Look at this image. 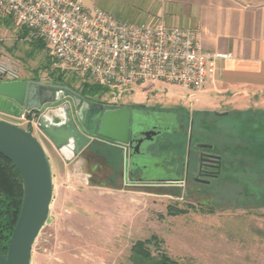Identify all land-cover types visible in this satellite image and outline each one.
<instances>
[{
	"label": "rangeland",
	"instance_id": "obj_1",
	"mask_svg": "<svg viewBox=\"0 0 264 264\" xmlns=\"http://www.w3.org/2000/svg\"><path fill=\"white\" fill-rule=\"evenodd\" d=\"M109 1L113 0L86 3L106 9ZM32 60L31 76L36 77L38 72L45 83H63L88 97L109 101L108 106L154 105L185 111L189 118L192 112L201 113L199 121L205 116L217 126V133L222 137L228 134L240 147L247 148V143L231 127L230 114L243 111L257 116L264 112V103L243 110L224 103L209 107L198 98L200 91L165 83L126 91L115 100L107 86L95 94L85 92V83H94L57 62L47 44L34 53ZM24 70L25 65L21 77ZM224 112L229 113L221 114ZM8 119L20 122L16 117ZM152 124L148 121L144 129ZM164 132L174 143L159 147L160 156L149 163L180 153L175 143L183 133L172 128ZM35 133L51 161L54 193L49 219L33 245L31 264H133V244L146 239H152L149 247L153 254L165 253L181 264H264V172L251 170L254 156L244 158L249 170L227 173L212 186L204 187V192L186 193L193 189L192 184H182V190L176 191L169 183L130 185L124 179L119 187H110L104 185L110 180L103 163L97 170L86 152L68 159L42 132ZM222 137L217 143L220 148L226 144ZM125 162L115 166L130 172L132 168ZM160 168H143L138 173L146 181L159 180L167 176ZM173 204L188 212L169 214L167 207Z\"/></svg>",
	"mask_w": 264,
	"mask_h": 264
},
{
	"label": "built area",
	"instance_id": "obj_2",
	"mask_svg": "<svg viewBox=\"0 0 264 264\" xmlns=\"http://www.w3.org/2000/svg\"><path fill=\"white\" fill-rule=\"evenodd\" d=\"M86 1L0 0V6L17 25L43 39L57 62L94 84L110 87L115 100L126 91L157 83L202 91L216 73V61L230 56L205 50L194 28L129 23ZM0 76L20 79L18 66L1 55ZM12 117L21 127L40 131L37 113Z\"/></svg>",
	"mask_w": 264,
	"mask_h": 264
},
{
	"label": "water",
	"instance_id": "obj_3",
	"mask_svg": "<svg viewBox=\"0 0 264 264\" xmlns=\"http://www.w3.org/2000/svg\"><path fill=\"white\" fill-rule=\"evenodd\" d=\"M0 112L11 116L26 113L29 117L37 113L40 131L64 155L63 149L72 146V154L65 155L68 159L86 152L94 140H99L121 147L129 160L131 149L136 148L135 153L139 154L144 140L132 138L141 124L135 122L133 128L137 113L131 106L105 107L101 102L83 100L81 94L67 86L36 79L0 82ZM156 134V130L143 132L150 139ZM0 153L16 165L23 182L21 212L7 255L0 251V264H31L33 245L50 216L54 193L51 161L32 128L3 118H0ZM155 183L166 181L143 182Z\"/></svg>",
	"mask_w": 264,
	"mask_h": 264
},
{
	"label": "crops",
	"instance_id": "obj_4",
	"mask_svg": "<svg viewBox=\"0 0 264 264\" xmlns=\"http://www.w3.org/2000/svg\"><path fill=\"white\" fill-rule=\"evenodd\" d=\"M105 10L129 23L194 28L205 50L230 54L216 61L215 75L198 93L209 107L224 103L243 110L264 103V0H113ZM37 39L0 6V55L20 72L25 65L20 79L42 81L38 72L31 76L34 53L42 49ZM2 81L9 80L0 76ZM0 118L13 117L0 112Z\"/></svg>",
	"mask_w": 264,
	"mask_h": 264
},
{
	"label": "flooded vegetation",
	"instance_id": "obj_5",
	"mask_svg": "<svg viewBox=\"0 0 264 264\" xmlns=\"http://www.w3.org/2000/svg\"><path fill=\"white\" fill-rule=\"evenodd\" d=\"M56 84L64 85L63 83L59 82ZM70 90L81 94L83 100H87L91 103L101 102L105 105V107H108L109 101L107 102L104 100L94 99L93 96L88 97L82 92H78L74 89ZM130 106L132 107L134 113H137L136 118L133 120V128L136 127L135 122H139L141 124L139 129L136 130L134 134H132V138H135L138 141L144 139L140 144L139 154L135 153V146L137 145L136 143L134 144L135 149H131V157L129 160H126L125 151L121 147L99 140H94L92 142V144L96 143L98 146H100V144L109 145L110 148L108 151V156L109 160L111 161H115L117 159V154L115 152L116 150H119V153L122 157V163L126 161L125 163L132 168L130 172L124 171L122 168L121 170L117 171L113 169L112 165L105 164L110 180V182L105 185H119L122 179H124V183L130 185H139L143 182L154 183L166 181V183H161L159 185L163 186V184L167 183L172 184L173 187H175L174 190L176 191L182 190V188L179 187L182 186V184H192L191 188L193 189H188L186 191V193L189 194L194 190L197 192H204V187L212 186L214 182L224 177V153L217 150L219 144H217L214 139L215 136L221 138L222 134L218 133L217 135L216 132H209L206 129H201L198 133H196L194 131L195 112L191 113V117L187 125L185 111H180L178 109L173 111L172 108L165 109L154 105L144 106L142 104H138L136 106V104H131ZM148 121L153 122V124L151 126H147L146 129H144ZM171 128L177 133H184L187 129L188 134L185 141V152H180L178 156H170L169 160L165 158L161 162L157 161L149 163V161L157 159L160 156L161 151L159 147L161 148L167 144L172 145V143H174L168 137L163 135L165 133L164 131L170 130ZM146 130H156L158 134L153 136V139H150L143 135V132ZM179 139H177L175 143L177 148L180 147ZM208 145H212V147H209ZM100 152L101 150L99 148L97 149V152H93L92 150L86 151L88 158L92 161H95V167L97 170L99 166H104L100 161H104L105 157L101 156L102 154H100ZM157 166H161L160 170H163L166 173L167 176L165 178L146 181L138 173V171L143 168L154 169L157 168ZM125 176H127L128 179Z\"/></svg>",
	"mask_w": 264,
	"mask_h": 264
},
{
	"label": "trees",
	"instance_id": "obj_6",
	"mask_svg": "<svg viewBox=\"0 0 264 264\" xmlns=\"http://www.w3.org/2000/svg\"><path fill=\"white\" fill-rule=\"evenodd\" d=\"M37 40L41 41L40 46L42 48L46 46L44 40ZM59 77L61 78V75H59ZM83 90L85 92L89 91L95 94V92L102 91V86L97 84L92 85L86 82L83 86ZM200 115L195 112L194 131L198 133L201 129H206L209 132H216L218 135L217 126H213L211 121L205 119V116H201L202 120L199 121V118L197 119V117ZM204 115H206V113H204ZM230 115H232L231 127L237 131L239 138L246 140L247 148L242 146L240 147L238 144H235L233 139L229 137L228 134L225 133L224 137H222V134L221 137L224 141L226 140V144H224L222 148L218 147L217 150L224 153L225 174H233L236 170L241 169L244 171L249 170V164L244 165V158L249 155L255 157V160L253 161L254 165L251 170L254 172H264V112H261L260 115L254 116L249 113L245 114L243 111H235ZM185 118L188 125L190 118L187 112ZM187 134L188 132L186 129L183 136L179 139V150L182 153L185 152ZM214 139L216 143L220 140L218 136H215ZM98 148L101 150V156L105 157L104 161H100L101 163L104 165L110 164L113 166V169L117 171L121 170L115 166L116 163H122V157L119 150H116L115 152L117 154V159L115 161H111L108 156L110 146L107 144H100V146H98L96 143H93L90 145L88 150L97 152ZM238 154H240L242 158H239ZM107 186L119 187V185ZM22 202L23 182L21 173L9 158L0 153V251L4 255H7L8 253L11 237L21 212ZM207 202L209 201L207 200ZM209 203H211V201ZM167 210L169 214H184L188 212V209L179 207L176 204L169 205ZM151 240L152 239L138 240L135 244H133L131 256L133 264H181L178 260L165 253L160 252L157 255L153 254L151 248L149 247V244L152 242Z\"/></svg>",
	"mask_w": 264,
	"mask_h": 264
},
{
	"label": "bare ground",
	"instance_id": "obj_7",
	"mask_svg": "<svg viewBox=\"0 0 264 264\" xmlns=\"http://www.w3.org/2000/svg\"><path fill=\"white\" fill-rule=\"evenodd\" d=\"M63 152L65 153V155H71L72 154V146H70L68 148H64Z\"/></svg>",
	"mask_w": 264,
	"mask_h": 264
}]
</instances>
